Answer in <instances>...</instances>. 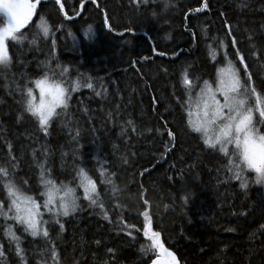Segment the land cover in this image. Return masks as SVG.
<instances>
[{"label":"trees","instance_id":"obj_1","mask_svg":"<svg viewBox=\"0 0 264 264\" xmlns=\"http://www.w3.org/2000/svg\"><path fill=\"white\" fill-rule=\"evenodd\" d=\"M29 1L0 60V264H264L260 173L190 119L231 68L264 135V0Z\"/></svg>","mask_w":264,"mask_h":264},{"label":"rangeland","instance_id":"obj_2","mask_svg":"<svg viewBox=\"0 0 264 264\" xmlns=\"http://www.w3.org/2000/svg\"><path fill=\"white\" fill-rule=\"evenodd\" d=\"M17 32V27L11 22L0 29V60L7 57L8 41L14 39ZM39 87L40 99L34 97L33 101L35 112L46 117L60 102L61 91L47 84ZM244 89L234 70L226 68L215 84L193 104L190 119L196 131L202 133L209 144L226 152L230 147L239 149L245 161L260 173L264 182V135L255 132V110L247 88ZM29 207L33 208L32 205ZM29 214L34 215V211L30 210Z\"/></svg>","mask_w":264,"mask_h":264},{"label":"water","instance_id":"obj_3","mask_svg":"<svg viewBox=\"0 0 264 264\" xmlns=\"http://www.w3.org/2000/svg\"><path fill=\"white\" fill-rule=\"evenodd\" d=\"M0 9L7 14L20 32L24 31L28 22L34 19V8L29 0H0ZM150 264L180 263L172 253L164 248L162 249V255L154 258Z\"/></svg>","mask_w":264,"mask_h":264},{"label":"bare ground","instance_id":"obj_4","mask_svg":"<svg viewBox=\"0 0 264 264\" xmlns=\"http://www.w3.org/2000/svg\"><path fill=\"white\" fill-rule=\"evenodd\" d=\"M11 22L13 25H15L12 20L8 17L7 23ZM6 23V24H7ZM9 264H14V257L11 255L8 259H6Z\"/></svg>","mask_w":264,"mask_h":264}]
</instances>
